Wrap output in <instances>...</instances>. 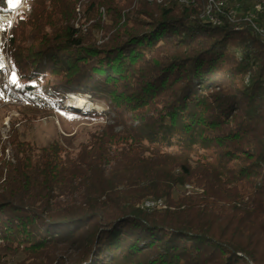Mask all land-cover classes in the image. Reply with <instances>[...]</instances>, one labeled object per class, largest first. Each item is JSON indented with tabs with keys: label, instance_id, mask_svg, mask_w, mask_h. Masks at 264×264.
<instances>
[{
	"label": "trees",
	"instance_id": "1",
	"mask_svg": "<svg viewBox=\"0 0 264 264\" xmlns=\"http://www.w3.org/2000/svg\"><path fill=\"white\" fill-rule=\"evenodd\" d=\"M221 1L217 18L238 0H33L4 26L19 97L80 92L114 116L75 151L10 130L0 264H264V37L205 22Z\"/></svg>",
	"mask_w": 264,
	"mask_h": 264
},
{
	"label": "rangeland",
	"instance_id": "2",
	"mask_svg": "<svg viewBox=\"0 0 264 264\" xmlns=\"http://www.w3.org/2000/svg\"><path fill=\"white\" fill-rule=\"evenodd\" d=\"M32 1L33 0H29L30 7ZM154 1L157 2V0ZM158 1L159 2L157 3L164 5L167 0ZM5 2V9L9 10L20 5L22 0H15L14 3L10 2V0H5ZM253 5V2L251 1H244L243 3L242 0H238L236 2L237 11L241 14L252 10ZM30 7L28 5L29 9ZM78 8L79 5L77 4V13L80 11ZM74 23L77 27L82 29L83 33H88V28L91 25V22H86L84 15L78 16L76 22ZM4 26L10 25L1 24L0 28V49H2L3 56L7 62L4 61L2 56H0V60H2L3 65L5 63L7 65L9 64V60L7 54L5 53L6 41L4 37H2ZM101 35L102 34H99L96 38L97 42L99 43L102 42L98 41L100 40ZM13 73L15 72L6 69L5 66L3 69L0 68V151L2 150V152L5 154V156L0 155V162L2 158L13 162L12 146L9 142V140H11L10 130L13 128L14 130L19 129L21 132H24L25 139L33 144L36 148L47 147L54 142H59L66 149L75 151L80 147L81 144L88 142L89 136L93 133V131H95V127L105 124L106 121L111 123L110 120H112L114 115L110 114V109L108 106L101 102L97 103L90 99L89 95H85L80 92L74 93L75 95L72 94L71 97L77 99L73 100L71 97H63L52 94L51 90L48 92L44 91L41 94L42 100L39 102V106L29 105L26 100H23L21 97H16V95H14L12 92H9V88L12 84H16L22 88V81L19 75H17V72L15 75L18 78V82H11ZM81 100L88 101V104H91V106L89 108L84 107L83 104L80 103ZM44 102L50 103L51 106L42 107ZM54 102H59L62 108H58V110L54 111L52 109V103ZM94 110L97 116H87L82 114L84 112H89L92 114ZM77 111H81V113H78ZM186 189L191 190V187L187 186ZM148 201L154 202L151 200ZM68 247L69 250L65 252L66 256L67 254L68 256L70 255V258H72L74 255L77 256L75 249L72 248V246H66L67 249ZM21 258H24V256H21ZM66 260H68L67 264H69V257H67Z\"/></svg>",
	"mask_w": 264,
	"mask_h": 264
},
{
	"label": "bare ground",
	"instance_id": "3",
	"mask_svg": "<svg viewBox=\"0 0 264 264\" xmlns=\"http://www.w3.org/2000/svg\"><path fill=\"white\" fill-rule=\"evenodd\" d=\"M179 1L185 2V3L188 2V0H179ZM253 4H254L253 5V8L250 11H254V10L258 9V7L260 6V2H258V1L253 2ZM28 5L30 7V3H27V12L26 13H29L30 14L31 11H32V8L30 7V9H29L28 8ZM224 7H226V4H225L224 1L219 2L215 6H213L212 4L209 5V6H207V9H206L205 15H204V19L206 21H212V19H217V17L215 16L214 11L217 10L215 12L220 13L223 10ZM214 8H215V10H214ZM16 9H19V5L17 7H15V8L9 9V10H6V9L5 10H0V28H1V24H3L2 19H12V24L13 25H10V27H12V26L15 25V22L18 20V18L23 13V11H16V12L13 11V10H16ZM250 11H247V13L241 14L240 12L237 11V8H232L229 11V15H241L240 16L241 18H248V15L250 14ZM253 30L256 31V32H264V24H253ZM80 103L83 104V106L84 107H87V108H89L91 106V104L89 105L88 104V101H85V100H81ZM152 203H160V204H163L160 207H153V208H159L160 209V208L165 207L163 201H161V200H159L157 202H155V201L154 202L148 201V202L145 203V206L147 208H149L148 207V204H152ZM149 209H152V208H149Z\"/></svg>",
	"mask_w": 264,
	"mask_h": 264
},
{
	"label": "built area",
	"instance_id": "4",
	"mask_svg": "<svg viewBox=\"0 0 264 264\" xmlns=\"http://www.w3.org/2000/svg\"><path fill=\"white\" fill-rule=\"evenodd\" d=\"M27 3H29V0H22V3L19 5V9L13 10V11H23V13L26 14L27 12ZM213 8V7H212ZM223 17L227 18L231 22H246L250 25V27L253 29V24H264V0H260V6L258 9L254 11H250V14L248 15V18H241L238 15H229V12H226V14H218L217 19H212V21H205L208 23H211L214 26H221L224 22ZM4 25H13L12 19H2ZM256 34H259L260 36H264V32H256ZM163 204L160 203H152L148 204L149 208L153 207H160Z\"/></svg>",
	"mask_w": 264,
	"mask_h": 264
},
{
	"label": "clouds",
	"instance_id": "5",
	"mask_svg": "<svg viewBox=\"0 0 264 264\" xmlns=\"http://www.w3.org/2000/svg\"><path fill=\"white\" fill-rule=\"evenodd\" d=\"M6 43V42H5ZM0 51L2 52V49H0ZM3 54V53H2ZM2 57L4 58V61H6L5 60V57L2 55ZM7 62V61H6ZM4 66H5V68L6 69H8V70H11L12 72H17V70H16V68H14V67H12L11 66V64L9 63V64H7L6 65V63L4 64ZM3 69V68H2ZM17 75H18V73H17ZM24 88H25V86L22 84V88L21 87H19V86H17L16 84H12L11 86H10V88H9V92H12L14 95H16V97H19V95H17V93H16V90H19V89H22V90H24ZM72 94H74V93H68V94H66L65 95V97L67 96V97H71L72 96ZM75 95V94H74ZM73 100H77L76 98H74V97H71ZM59 103V102H58ZM54 111L55 110H58V109H54V107L52 108ZM91 111V110H90ZM95 111V110H94ZM79 112V111H78ZM80 113H81V111H80ZM89 113V112H88ZM82 114H86L85 112L84 113H82Z\"/></svg>",
	"mask_w": 264,
	"mask_h": 264
},
{
	"label": "snow or ice",
	"instance_id": "6",
	"mask_svg": "<svg viewBox=\"0 0 264 264\" xmlns=\"http://www.w3.org/2000/svg\"><path fill=\"white\" fill-rule=\"evenodd\" d=\"M10 2L14 3L15 0H10ZM3 67H4L3 62H2V60H0V68H3ZM11 82L12 83H17L18 82V78L15 75V73L12 74Z\"/></svg>",
	"mask_w": 264,
	"mask_h": 264
}]
</instances>
